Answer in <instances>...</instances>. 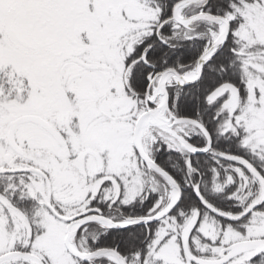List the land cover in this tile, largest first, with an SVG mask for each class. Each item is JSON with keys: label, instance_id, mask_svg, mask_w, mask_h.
Returning a JSON list of instances; mask_svg holds the SVG:
<instances>
[{"label": "snow or ice", "instance_id": "obj_1", "mask_svg": "<svg viewBox=\"0 0 264 264\" xmlns=\"http://www.w3.org/2000/svg\"><path fill=\"white\" fill-rule=\"evenodd\" d=\"M0 264H264V0H0Z\"/></svg>", "mask_w": 264, "mask_h": 264}]
</instances>
